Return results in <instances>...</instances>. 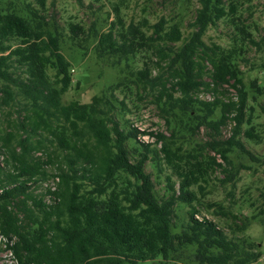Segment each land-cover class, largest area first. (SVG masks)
<instances>
[{"label": "trees", "instance_id": "obj_1", "mask_svg": "<svg viewBox=\"0 0 264 264\" xmlns=\"http://www.w3.org/2000/svg\"><path fill=\"white\" fill-rule=\"evenodd\" d=\"M242 3L200 0L188 35L177 23L167 26L164 18L126 26L120 16L122 29L115 25L107 32L88 34L97 38L100 57L117 55L118 62L129 67L133 58L144 59L126 84L119 82L111 89L125 84L151 93L168 129L174 124L170 137L127 129L121 119L126 102L105 94L89 102L64 103L63 95L73 83L71 63L62 52L58 28L50 27L46 0H0V114L6 112L8 119L17 113V129L9 127L0 134V235L17 264H169L189 247L200 264L259 260L261 253L252 244L229 236L210 218L197 217L195 203H202L214 168L201 151L184 150L176 142L184 121L193 133L208 125L220 135L221 126L231 119L232 136L206 142L223 157L225 179L235 177L233 147L258 160L237 139L244 123L249 127L243 135L259 139L239 51L208 45L203 39L209 26L222 18L240 21ZM239 29L255 43L244 25ZM70 30L75 37L86 32L76 22L70 23ZM208 65L211 82L204 79ZM254 81L264 94L263 86ZM225 85L236 90L237 100L199 97L204 88L218 93ZM217 109L219 120L212 117ZM141 133L153 136V144L138 141ZM158 156L178 177V188L167 177L169 194L161 198L146 170L147 162ZM211 160L217 164L214 157ZM49 180L54 184L37 193L39 184ZM178 203L190 206L189 220L174 231ZM208 205L216 206L219 215H229L219 202ZM233 217L237 220L236 214Z\"/></svg>", "mask_w": 264, "mask_h": 264}, {"label": "rangeland", "instance_id": "obj_2", "mask_svg": "<svg viewBox=\"0 0 264 264\" xmlns=\"http://www.w3.org/2000/svg\"><path fill=\"white\" fill-rule=\"evenodd\" d=\"M225 1L227 4L228 0ZM34 4L39 6L35 2ZM200 6V0H46V15L50 27L58 28L62 52L71 63L73 83L63 95V102L68 103L74 100L89 102L93 96L105 94L118 101L126 102L127 107L122 112L121 119L128 124L127 129L130 126L137 127L142 132H163L172 137L170 134L175 128L174 124L172 129H168L170 127H167L160 110L152 100V94L143 88L136 89L134 86L128 88L125 85L131 71L142 68L144 59L133 58L130 60L129 67L125 62L119 63L117 55L100 57L95 47L97 38L88 34L94 33L95 30L98 33L107 32L115 25L118 26L117 30L120 27L122 29L117 18L120 16L126 26L132 22L141 23L144 19H147L149 24H154L164 18L167 26L177 23L184 34L188 35L194 29L191 24ZM238 17L240 21L236 20L235 23L229 17L220 19L215 25L209 26L203 39L208 45L218 44L229 49L237 47L239 51V64L243 70V79L249 96L248 104L253 108L252 113L259 139L252 140L243 135V131L249 127L246 123L243 124L237 139L242 141L258 160L253 159L238 147H233L230 155L235 177L231 180L225 179L222 169L226 163L223 157L218 151L209 148L206 142L211 141L212 138L226 140L232 136L234 122L231 119L221 126L220 135L208 125H202L193 133L185 127L186 121H184L177 129L176 142L184 150L201 151L204 159L209 160L214 168L209 171L211 176L206 185L207 193L201 198L202 203H195L199 210L197 217L210 218L224 228L229 236L244 240L248 245L252 244L253 248L261 253V257L250 264H264V94H261L253 84L256 80L264 88V0H243L237 13ZM74 22L82 25L86 32L79 33L78 37H75L70 30V23ZM237 24L240 27L244 25L246 31L252 34L255 43L244 37ZM149 30L151 32V29ZM240 46H243L242 50ZM209 71L210 65L204 74L206 82H211ZM49 73L53 74L54 70L50 69ZM119 82L125 84L112 91L111 86ZM215 96L225 101L231 98L237 100L236 90L228 85H225L218 93H212L210 89L205 88L199 92L202 100L213 101ZM5 114L6 112L0 114V134L9 127L17 129L13 121L17 113L13 111L8 119ZM220 115V109H217L212 117L219 120ZM141 140L153 144L155 138L150 134L141 133L138 141L142 142ZM130 144L133 142L130 141ZM152 147L155 146L152 145ZM159 147L160 145H157V148ZM213 157L217 164L212 162ZM0 160H3L1 155ZM49 169L54 171L53 167ZM146 170L153 178L159 198L169 194L167 177H171L178 188L177 175L165 164L161 156L154 160L150 159L146 164ZM52 184H54L53 180L40 183L36 192H45V187ZM209 202H219L229 215L217 214V207L209 208ZM189 209L190 206L185 203L176 205L174 231H180L187 224ZM218 211L220 212L219 209ZM233 214L237 215V220ZM252 216L255 217L252 218ZM243 223L245 227L240 226ZM237 226L240 228L236 229ZM193 250L194 248L189 247L182 255L175 253V256L178 254L181 257L169 261V264H200L192 255ZM0 264H17L1 235ZM124 264L135 263L126 261Z\"/></svg>", "mask_w": 264, "mask_h": 264}]
</instances>
